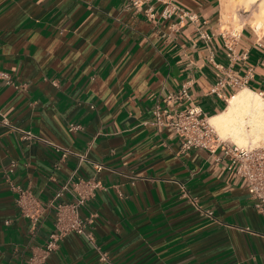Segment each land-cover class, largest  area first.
<instances>
[{
	"label": "crops",
	"instance_id": "0c3cea01",
	"mask_svg": "<svg viewBox=\"0 0 264 264\" xmlns=\"http://www.w3.org/2000/svg\"><path fill=\"white\" fill-rule=\"evenodd\" d=\"M224 1L0 0V264L55 230L54 207L35 226L20 215L15 187L46 203L71 174L99 182L80 208L91 222L44 264H264V204L219 149L185 150L167 123L264 92V26L251 10L225 22Z\"/></svg>",
	"mask_w": 264,
	"mask_h": 264
},
{
	"label": "built area",
	"instance_id": "2783aa9c",
	"mask_svg": "<svg viewBox=\"0 0 264 264\" xmlns=\"http://www.w3.org/2000/svg\"><path fill=\"white\" fill-rule=\"evenodd\" d=\"M133 4H138L142 0H132ZM170 13L163 11V16ZM193 19V16H190ZM210 35L202 34V38L210 40ZM0 78L9 81L5 72H0ZM237 84L239 80H231ZM222 80H219L211 91L215 92L217 86H223ZM264 97V92H260ZM180 96H187L188 92L184 86L180 91ZM167 99H172L168 95ZM157 123H162L161 111L158 107L153 110ZM168 124L173 128L180 139L181 148L187 150L190 148H202L209 152H216L218 149L223 156L229 158V168L235 169V174L246 181L248 192L258 200L259 205L264 204V144L253 147H239L225 140H219L214 129L208 124L205 113L197 106H190L185 109L175 111L169 118ZM77 128L71 124L70 129ZM23 138L34 137L31 132H24ZM63 152L61 157L67 154L78 156L79 161L86 159L85 154H77L66 148H59ZM96 170L102 168V164L94 163ZM99 182L93 178L72 179V174L59 187L53 197L46 203H43L30 190L21 187H15L17 191L16 206L20 215L27 218L32 226H35L41 214L45 212L46 207H54V226L55 230L48 236L45 244L34 250L26 259L25 264H44L50 251L56 248L57 241L68 232L85 233V226L90 223L89 218L80 216V208L84 203L95 194L99 188ZM71 196V200L63 201L65 194ZM182 195L186 196L182 186ZM92 239L90 234H86Z\"/></svg>",
	"mask_w": 264,
	"mask_h": 264
},
{
	"label": "bare ground",
	"instance_id": "6f19581e",
	"mask_svg": "<svg viewBox=\"0 0 264 264\" xmlns=\"http://www.w3.org/2000/svg\"><path fill=\"white\" fill-rule=\"evenodd\" d=\"M238 6H242L245 10L254 6L251 12L254 17L253 26L257 30L264 26V0L224 1L222 18L225 22L228 18L233 22H237L236 18L239 20ZM207 121L219 140H225L239 147L262 145L264 144V97L260 92L244 86L228 97L223 110L208 116Z\"/></svg>",
	"mask_w": 264,
	"mask_h": 264
},
{
	"label": "rangeland",
	"instance_id": "374dc122",
	"mask_svg": "<svg viewBox=\"0 0 264 264\" xmlns=\"http://www.w3.org/2000/svg\"><path fill=\"white\" fill-rule=\"evenodd\" d=\"M253 9H254V6L248 8L247 10H251V12H252ZM242 10H243V11H247V10H245L242 6H238V10H237V12H238L239 20H237V18H236V21H237V22H233L235 28H239V26H240L239 23L242 22V18H241L240 14H239V11H242ZM230 19H231V18H230ZM231 20H232V19H231ZM232 21H233V20H232Z\"/></svg>",
	"mask_w": 264,
	"mask_h": 264
}]
</instances>
